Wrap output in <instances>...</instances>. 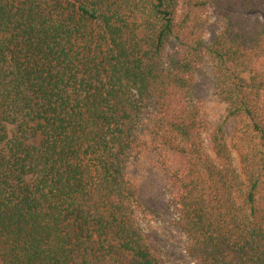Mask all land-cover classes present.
<instances>
[{
  "label": "trees",
  "instance_id": "16d2710c",
  "mask_svg": "<svg viewBox=\"0 0 264 264\" xmlns=\"http://www.w3.org/2000/svg\"><path fill=\"white\" fill-rule=\"evenodd\" d=\"M207 60L231 141L195 96ZM146 151L196 264H264V0H0V264H165Z\"/></svg>",
  "mask_w": 264,
  "mask_h": 264
},
{
  "label": "rangeland",
  "instance_id": "374dc122",
  "mask_svg": "<svg viewBox=\"0 0 264 264\" xmlns=\"http://www.w3.org/2000/svg\"><path fill=\"white\" fill-rule=\"evenodd\" d=\"M222 28V18L212 9L206 28V41L210 43ZM195 96L210 120L216 125H223L231 141L238 119L228 117L227 104L216 95L214 66L209 60L197 69ZM206 142L210 146L208 135ZM128 174L140 187L146 210L141 224L152 248L165 264H196L186 251L188 239L176 224L178 210L174 199L178 191L155 155L146 151L140 157L132 158L128 163Z\"/></svg>",
  "mask_w": 264,
  "mask_h": 264
}]
</instances>
